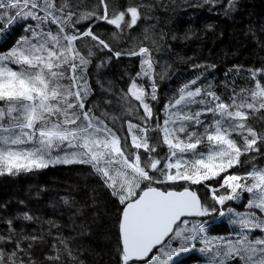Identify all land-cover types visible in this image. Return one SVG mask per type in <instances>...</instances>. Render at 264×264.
I'll return each instance as SVG.
<instances>
[{"label": "snow or ice", "instance_id": "6c2138e0", "mask_svg": "<svg viewBox=\"0 0 264 264\" xmlns=\"http://www.w3.org/2000/svg\"><path fill=\"white\" fill-rule=\"evenodd\" d=\"M161 3L0 0V37L22 29L0 39V177L55 166L94 177L82 198L79 187L50 198L47 219L44 187L29 193L35 207L0 202V264H86L76 235L94 225L109 249L97 264H180L197 250L205 264H264V21L237 28L239 0L163 4L230 21L253 62L230 65L218 92L205 75L216 64L181 57L192 75L161 97L172 64L157 67L153 53L167 34L155 24L135 32ZM206 31L216 28L189 24L180 39ZM125 57L138 59L135 75L120 70ZM224 220L230 234L211 235Z\"/></svg>", "mask_w": 264, "mask_h": 264}, {"label": "trees", "instance_id": "16d2710c", "mask_svg": "<svg viewBox=\"0 0 264 264\" xmlns=\"http://www.w3.org/2000/svg\"><path fill=\"white\" fill-rule=\"evenodd\" d=\"M183 2L184 0H178V3ZM168 3H171V0H162L161 6L154 12L153 18L147 21L141 19L138 21L139 27L135 28L136 33H141L146 25L155 24L157 25L155 28L157 33L164 32L167 34V39L163 43L161 51L153 53L157 57V67L164 62L172 64V69L169 73L170 78L159 81L158 92L161 97L165 94H171L183 80L191 77L192 70L187 67L189 61L181 60V57H192L194 62L216 64V69L209 70L205 75L213 82L218 92L226 91L222 83L225 79V71L233 63H244L245 66L251 64L253 57L251 56L250 46L241 47L239 45L237 36L233 34L234 28L230 21L224 22L222 18L203 9L179 8L173 10L171 7L165 9L163 4ZM239 3L240 8L235 14L237 28L241 22L246 23L249 18L255 21L256 24L264 21V0H239ZM207 23H212L216 31L199 32V39H180L189 24L200 30ZM20 33H22V29L17 26L7 36L0 37V39H3L6 44H10L15 41ZM173 34L177 37L175 40L172 39ZM140 38L142 39L143 36L141 35ZM145 43L151 47L150 39L145 41ZM254 59L258 62L259 56ZM124 67H127L128 71L135 75L136 71H138V59L122 58L120 70L122 71ZM105 71L111 77L117 72V68L114 66L111 70ZM236 82L237 84H242L243 80L237 77ZM127 83V77L118 81V84L123 85L125 90ZM93 87H96L94 81ZM96 95H100L99 88L96 89ZM77 169L70 170L64 166H55L39 173H21L15 177H0V192L4 190V187L7 188L12 185L10 192L0 194V202L7 201L10 206L14 207L17 199H25L29 201L31 206L35 207L36 201L35 199L29 200V193L34 196L40 187H44L45 191L41 193L39 205L44 208V216L47 219L51 215L50 210L46 208L50 198L56 197L57 193L72 195L76 187L81 189L80 196L82 198L85 191V180H87L89 185L92 184L94 177L84 176L79 171L82 169L83 172H87L88 169L83 166H77ZM244 195L247 196V194ZM239 209H243L242 206ZM228 225L223 221V226L228 229L231 228L229 223ZM64 231L67 232L68 230L65 229ZM76 242L83 246L84 250L81 253V258L86 261V264H97L99 257H97L96 253H106L109 250L107 241L103 239L102 230L95 225L89 234L76 235ZM110 259L111 257L107 255L103 257L104 261H109ZM198 260V257L187 256L180 259V264H190Z\"/></svg>", "mask_w": 264, "mask_h": 264}, {"label": "rangeland", "instance_id": "374dc122", "mask_svg": "<svg viewBox=\"0 0 264 264\" xmlns=\"http://www.w3.org/2000/svg\"><path fill=\"white\" fill-rule=\"evenodd\" d=\"M168 4H171V3H168ZM4 190H1L0 194L1 193H8L10 192V190L12 189V185L11 187H7V188H3ZM243 208V207H242ZM240 211H243L244 209H239ZM224 222L228 225L227 221L224 220ZM214 223H219V222H214ZM229 226V225H228ZM231 228H233V226L231 225ZM229 228V229H231ZM224 229H228L226 228L225 226H223V228L218 231V232H213L211 233V235H218V236H228L230 233L228 231H225ZM224 230V231H223ZM233 236L235 235V232H232L231 233ZM187 256H190V257H198L199 260L198 261H194L190 264H205V257L202 253H200L198 250L197 251H193V252H189V253H186V254H183L180 259L184 258V257H187Z\"/></svg>", "mask_w": 264, "mask_h": 264}]
</instances>
